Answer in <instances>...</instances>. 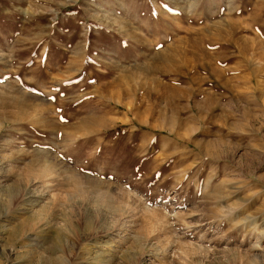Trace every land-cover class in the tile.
I'll use <instances>...</instances> for the list:
<instances>
[{
	"label": "rangeland",
	"instance_id": "1",
	"mask_svg": "<svg viewBox=\"0 0 264 264\" xmlns=\"http://www.w3.org/2000/svg\"><path fill=\"white\" fill-rule=\"evenodd\" d=\"M0 264H264V0H0Z\"/></svg>",
	"mask_w": 264,
	"mask_h": 264
}]
</instances>
